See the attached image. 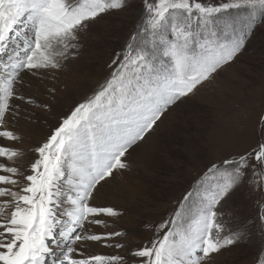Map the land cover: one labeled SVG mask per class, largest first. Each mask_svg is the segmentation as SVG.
<instances>
[{
  "label": "snow or ice",
  "instance_id": "1",
  "mask_svg": "<svg viewBox=\"0 0 264 264\" xmlns=\"http://www.w3.org/2000/svg\"><path fill=\"white\" fill-rule=\"evenodd\" d=\"M127 6L128 0H0V56L6 57L0 127L6 116L17 115L15 100L39 103L21 94L30 86L26 75L62 69L97 18ZM142 7L125 50L112 60L110 78L35 147L30 174L15 166L21 151L0 146V198H10L0 205V264H213L222 250L249 235L248 225L257 219L264 237L262 115L257 142L210 161L175 210L152 228L151 239L127 256L85 255L77 248L123 235L94 234L86 227L107 226L99 217L122 214L93 202L130 169V150L155 131L165 113L234 61L264 23V0H143ZM0 138L19 139L10 130H0ZM237 189L258 193L259 209L234 226L223 219L222 201ZM8 207L13 210L5 215ZM256 264H264V247Z\"/></svg>",
  "mask_w": 264,
  "mask_h": 264
},
{
  "label": "rangeland",
  "instance_id": "2",
  "mask_svg": "<svg viewBox=\"0 0 264 264\" xmlns=\"http://www.w3.org/2000/svg\"><path fill=\"white\" fill-rule=\"evenodd\" d=\"M142 5L143 0H128V6L123 10L97 18L87 35H81L78 54L63 61L62 69L40 70L36 75L25 76L30 86L21 88V94L25 98H35L39 103L15 100L14 103L19 105L17 115L14 118L6 116L7 123L0 127V130L13 131L19 137L15 141L0 138V146L23 153L15 161V166L25 175L30 174V164L38 155L34 152L35 147L54 131L55 127L51 128L53 119L58 118L59 124L70 109L91 97L110 78L112 60L125 50L143 11ZM4 60L6 57L0 56V70ZM101 67L105 70L98 76ZM70 99L73 101L70 109L65 107L62 110L61 105ZM59 109L62 111L58 112ZM262 115L264 23H259L234 61L199 85L185 101L172 106L162 117V123L158 122L155 131L130 150V169L117 176L121 180L125 174L132 185L143 186L131 191L134 192L132 195L129 192L132 185L128 192L115 180L106 185L109 187L106 198L115 197L114 207L122 214L116 218L99 217L107 226L86 227H90L94 234L122 232L123 235L100 242H80L77 248L85 255L127 256L136 245L151 239L152 228L175 210L177 201L190 190L210 161L219 162L242 153L257 142ZM44 129L48 134L41 142L38 133ZM5 187L19 190L18 186ZM134 197L135 203L131 201ZM6 199L10 198H0V205ZM258 199L256 192L237 189L222 201L223 219L234 226L251 220L257 215ZM93 203L98 204L97 201ZM12 210L6 208L5 215ZM258 225V219L249 224V235L222 250L214 257L213 264H256L264 247V237L260 235ZM81 243L86 247L81 248ZM118 243L124 247L105 246Z\"/></svg>",
  "mask_w": 264,
  "mask_h": 264
},
{
  "label": "bare ground",
  "instance_id": "3",
  "mask_svg": "<svg viewBox=\"0 0 264 264\" xmlns=\"http://www.w3.org/2000/svg\"><path fill=\"white\" fill-rule=\"evenodd\" d=\"M103 70H105V69H102V67H101V70H99L98 71V76H101L103 73H104V71ZM72 100L70 99L69 101L67 100L65 103H63V105H61L62 106V110H63V108L65 109V107H67V108H69L70 109V106H71V104H72ZM61 109H59L58 110V112H60V111H62ZM64 112V111H63ZM62 118V117H61ZM58 118H55V119H53V121L51 122V128L53 129L54 127H56V125L58 124ZM42 132V133H41ZM39 131V133L38 134H40L41 135V137L42 138H40L41 139V142H43L44 141V138L46 137V135L48 134V131L46 130V129H44L43 131ZM39 137V136H38ZM39 139V138H38ZM40 142V141H39ZM9 163H12V162H9ZM118 175V174H117ZM116 175V177H118ZM119 176H121V175H119ZM139 176V175H138ZM137 176V178H138V180H142L141 178H139ZM115 181L117 182V185H120L123 189H125V191H127L128 192V189H130V185H132V181H130L129 180V178H128V176L127 175H122V177H121V180L119 179V177L118 178H115ZM143 182V181H142ZM140 185V184H139ZM139 185H132L133 186V189L132 190H130L129 192H130V194H134V192H131V191H137L138 190V188L139 187H142V186H139ZM12 188V187H11ZM136 188V189H135ZM108 191H109V187L108 186H105V188L104 189H102L101 190V192L99 193V195L97 196V198L95 199V201H97V203L98 204H100V205H102V206H109V205H111V206H115V203L117 202L116 201V198L115 197H112V199L111 200H109V199H107L106 198V193H108ZM101 198L103 199V201H101ZM134 199H135V197L131 200V201H133L134 203H135V201H134ZM132 204V203H131Z\"/></svg>",
  "mask_w": 264,
  "mask_h": 264
}]
</instances>
